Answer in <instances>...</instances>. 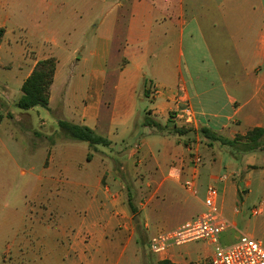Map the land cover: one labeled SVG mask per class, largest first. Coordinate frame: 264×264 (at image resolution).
<instances>
[{
    "label": "crops",
    "instance_id": "1",
    "mask_svg": "<svg viewBox=\"0 0 264 264\" xmlns=\"http://www.w3.org/2000/svg\"><path fill=\"white\" fill-rule=\"evenodd\" d=\"M236 1L248 6L250 15L229 6ZM21 2L0 0V28L5 31L0 85L7 89V96L0 94V103L14 90L16 107L21 86L36 63L54 58L43 118L56 126L65 122L87 128L102 140L90 145L71 137L58 139L31 153L25 147L28 156L41 155L35 183L42 197L32 203L43 202L50 219L55 214L51 226L58 235L50 244L66 249L59 257L62 264H142L140 247L145 249L149 236L171 231L204 212L210 185L217 188L219 212L232 229L224 209L247 195L245 187L256 184L264 191V151L241 152L205 135L203 142L189 144L188 135H175L171 129L176 125L196 133L200 126L208 135L231 141L264 127V0H35L34 12L26 17ZM211 3L219 15H231L229 22L220 18V26L236 41L232 49L216 55L207 50ZM49 7L61 9L64 16L49 22L45 15ZM7 10L15 29L32 32L33 47L11 38ZM71 11L78 16L76 24L68 15ZM90 27L105 29L107 50L101 54L89 50L87 55L95 63L101 60V68H86L87 60L79 54ZM70 30H76L71 40L75 44L67 48L62 42L69 39ZM144 90L150 104L143 112ZM186 105L195 114L193 126L179 120ZM146 117L161 129L143 126ZM14 131L0 128V142L3 132L10 133L12 142H22L14 138ZM129 138L137 139L128 145ZM75 142L86 143L88 150ZM224 148L231 150L228 157L217 158L216 151ZM196 154L198 166L193 164ZM221 166L230 170V182L219 175ZM260 204L264 213V203ZM145 251L144 255L151 254ZM213 252L208 241L200 240L171 247L156 255L155 262L210 264Z\"/></svg>",
    "mask_w": 264,
    "mask_h": 264
},
{
    "label": "rangeland",
    "instance_id": "2",
    "mask_svg": "<svg viewBox=\"0 0 264 264\" xmlns=\"http://www.w3.org/2000/svg\"><path fill=\"white\" fill-rule=\"evenodd\" d=\"M34 1L35 0H22L20 3V11L23 12L25 17L28 14L34 12ZM51 1L56 2L57 0ZM51 1L48 0V3H51ZM63 1L65 3H73L77 0ZM229 6L233 7L237 11H242L243 15H250L249 12H251V9L248 6L241 5L238 1L230 4ZM9 7H7V9L10 11ZM8 10L7 15L9 18L6 15L4 17L7 20L6 27L9 34H11V38L15 39L18 45L21 44L24 46L25 43H28L29 46L33 47L35 45V41L31 38L33 35L32 32L30 30L26 31L24 29H15V24L10 18V13ZM210 11L213 13L211 14V20H209L210 24L208 31L210 38L207 40V44L209 46L207 47V50L209 51L210 49L213 54L216 55V53H219L220 51L227 52V50L232 49L236 41L232 40L222 29L223 26H220L222 24L221 20L225 19L229 22L231 15L229 13H227L225 16L219 15L217 8L212 3L210 5ZM45 15L49 22H56L58 17L64 16L61 12V9L52 11L50 7L47 9ZM68 15L70 16L71 20H74L75 24L77 21H79L78 16L74 11H71ZM82 18L83 20L85 19L84 12L82 13ZM96 23H99V21L93 23L92 25H96ZM92 27L88 28L87 38L85 41H82L81 46L83 48L79 54L84 55L85 59L87 60V64L85 65L86 68H101L103 66L101 60H98V62L95 63L93 57L87 55L89 50L92 53L94 51V53L98 54H101L103 51L107 50L105 44L106 41L104 40L105 29L103 28L100 32L97 29H93ZM219 27L221 28V31H219ZM32 28V25H29L28 29ZM11 31L13 33H11ZM97 33L98 39L96 40L95 36ZM75 34L76 30H70L67 33L69 39L68 37L64 38L62 46L69 48L75 44V41H71L75 37ZM11 38L8 36V39ZM197 49L199 50V48ZM203 54L204 57L208 56L206 49L203 50ZM223 56L224 54L222 57ZM113 58H115V52H113ZM216 59H219V57ZM208 75L211 76V73L209 72ZM152 87H154V85H152ZM0 94L3 98L7 96V89L3 88L1 85ZM14 98L15 93L14 90H12L10 91V97L7 100L3 99L4 101L2 100L0 103V128L4 130H15L14 138L22 139V142L14 143L12 142L13 140L11 141L10 133L3 132L1 134L0 264H62L64 262L61 261L62 259L59 257L65 256L64 252L66 249H63V247H54L52 244H50V241L54 240V238L58 235L55 227L51 226V221H54L55 214H52L53 216L50 219L43 202L39 200L32 203L34 199H40L42 197V192H40L39 187L35 183L36 177L39 175L41 170L38 167L40 164L41 155L40 153H36L34 158L32 156L30 157L27 155L25 147H28V151L31 153L32 151L42 148V145L48 142H55L58 139L65 141V139L70 137V132L64 128H60L59 125L56 126L46 121L43 118L44 115H46V111L42 108H35L28 112L19 111L12 102ZM143 99L144 100L141 104V107L142 111L144 112V110L149 107L150 102L146 96L143 97ZM8 115L10 116L9 118ZM185 128L182 129V132L183 134L189 136V144L203 142L201 140L203 135L200 132V126L196 132L197 134L195 133L194 129ZM241 129H245L244 125ZM229 133V131H226V137H229ZM135 139L137 138H129L127 140L128 145H133ZM258 143L260 144V148H264V136L259 139ZM74 144L82 149L84 148L88 150L86 143L75 142ZM120 147L121 146L117 147L116 150L120 151V149H122ZM229 150L230 149L224 148L223 150L216 151L217 158L222 155L225 160V157H228ZM89 152L91 151L89 150ZM122 159L125 160V156H122ZM219 175L227 176L229 182L233 179L230 170L223 169L222 166L219 170ZM246 177L247 174L246 176H243V180H245ZM238 183L239 180L235 178L233 180V184L235 185L237 192L239 191L237 186ZM244 192H247V195L241 196L240 199L236 201L233 206H231V209H224V216L231 223L232 229L222 233L219 236V245L222 247L233 243V241L236 239L235 235L237 233L251 236L255 240L260 241V244L264 246V213H261L259 216L251 215V211L255 207H258L260 203H264V191L258 189L256 184H252L250 187H245ZM44 196L45 195H43V198ZM62 198H64V196ZM234 209H237L238 212L235 213ZM41 221L45 222L50 227H38L39 224L37 225L35 222L40 223ZM151 238L152 236H149V240ZM145 252V249L142 250V247H140L142 264H156V255L152 253L144 255ZM127 257H125V259Z\"/></svg>",
    "mask_w": 264,
    "mask_h": 264
},
{
    "label": "built area",
    "instance_id": "3",
    "mask_svg": "<svg viewBox=\"0 0 264 264\" xmlns=\"http://www.w3.org/2000/svg\"><path fill=\"white\" fill-rule=\"evenodd\" d=\"M149 90L153 92L150 85ZM179 120L183 125L193 126L196 117L191 108L186 105L180 111ZM200 157L196 154L193 159L195 166L200 165ZM221 178L218 182H222ZM192 189V184H186ZM218 190L215 186H208L205 190L204 212L179 227L154 235L148 241V250L154 255H160L171 247L181 246L196 241H208L214 248L210 264H264V246L254 238L241 235L236 242L227 248L219 245V236L231 229L230 224L221 216L217 205ZM262 213V204L251 211L252 216Z\"/></svg>",
    "mask_w": 264,
    "mask_h": 264
},
{
    "label": "trees",
    "instance_id": "4",
    "mask_svg": "<svg viewBox=\"0 0 264 264\" xmlns=\"http://www.w3.org/2000/svg\"><path fill=\"white\" fill-rule=\"evenodd\" d=\"M4 29L0 28V43L4 35ZM56 68V60L49 58L38 61L31 72V74L23 82L20 92L21 95L16 102V108L22 112H28L34 108H46L49 103V89L53 81V76ZM144 95L147 97V92L144 90ZM60 128L68 130L70 137L76 140L87 142L90 145L99 143L102 140L96 137L89 129L84 127L72 126L65 122L59 123ZM143 126L153 127L161 129L160 125L146 117L143 121ZM183 128H179L176 125L172 127V133L178 136H182ZM201 134L207 135L210 139L220 141L223 145L231 148L237 147L241 152H253L262 151L264 148H260L259 139L264 136V127L254 128L246 133L245 136H237L234 140H225L215 138L213 135H208L207 131L200 128ZM239 142V143H238ZM158 264H168L167 262H159Z\"/></svg>",
    "mask_w": 264,
    "mask_h": 264
},
{
    "label": "water",
    "instance_id": "5",
    "mask_svg": "<svg viewBox=\"0 0 264 264\" xmlns=\"http://www.w3.org/2000/svg\"><path fill=\"white\" fill-rule=\"evenodd\" d=\"M242 186H243V185H242V184H240V188H242ZM243 194H245V192H243ZM144 248H145V250H147V251H148V246H145Z\"/></svg>",
    "mask_w": 264,
    "mask_h": 264
}]
</instances>
